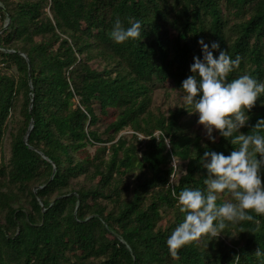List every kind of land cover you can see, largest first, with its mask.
<instances>
[{
	"label": "trees",
	"instance_id": "1",
	"mask_svg": "<svg viewBox=\"0 0 264 264\" xmlns=\"http://www.w3.org/2000/svg\"><path fill=\"white\" fill-rule=\"evenodd\" d=\"M117 17L140 20V40L116 43ZM201 38L241 57L229 82H264V0H0V264H264L255 213L177 257L166 244L180 191L206 189L203 153L239 147L168 101ZM247 114L251 134L264 94Z\"/></svg>",
	"mask_w": 264,
	"mask_h": 264
},
{
	"label": "clouds",
	"instance_id": "2",
	"mask_svg": "<svg viewBox=\"0 0 264 264\" xmlns=\"http://www.w3.org/2000/svg\"><path fill=\"white\" fill-rule=\"evenodd\" d=\"M129 23L130 26L125 28L120 18H116L109 33L116 43L140 40L142 22L137 19ZM198 44L202 58L193 56L192 75L187 76L180 87L182 102L194 108L191 112L198 113V123L206 129L209 140L215 142L212 133L217 130L220 136L239 147L228 155L205 151L200 162L207 171L206 189L185 187L180 191L178 203L185 216L166 240L174 257L178 256L179 249L202 237L217 238L229 223L252 221L258 225L251 213L264 215V135L261 134L264 118L251 126V134L240 131L248 126L250 116L247 113L264 94V82L250 74L229 82V74L241 63L239 54L233 59L220 48L219 41L205 43L201 38ZM214 50H218V56L213 55ZM225 191L233 200L218 205V194ZM258 230L257 226L253 233ZM255 256L264 258V252L257 248Z\"/></svg>",
	"mask_w": 264,
	"mask_h": 264
},
{
	"label": "rangeland",
	"instance_id": "3",
	"mask_svg": "<svg viewBox=\"0 0 264 264\" xmlns=\"http://www.w3.org/2000/svg\"><path fill=\"white\" fill-rule=\"evenodd\" d=\"M159 96H161V92H158L157 93ZM169 103L170 104H174L176 101L177 102H179V103H182V99H181V96L180 95H178V93H176V92H171L170 93V98H169ZM197 126H199V125H201V124H199L198 122H197V124H196ZM13 126H14V120H11V119H9L8 120V129H7V131L5 132V135H4V142H3V148H4V150H5V152H6V154H7V143H6V137H7V135H8V132L13 128ZM200 132L202 133V135L205 137V138H208V136L206 135V129L204 128V126L203 125H201V130H200ZM131 134L132 132L130 131V130H123L120 134ZM212 135H213V133H212ZM141 140L144 142V140L141 138ZM90 150L91 151H93L94 150V148L93 147H91L90 148Z\"/></svg>",
	"mask_w": 264,
	"mask_h": 264
},
{
	"label": "built area",
	"instance_id": "4",
	"mask_svg": "<svg viewBox=\"0 0 264 264\" xmlns=\"http://www.w3.org/2000/svg\"><path fill=\"white\" fill-rule=\"evenodd\" d=\"M138 138L140 140H141V138H143L144 141L146 140V137L141 135V134H138ZM171 165L174 167V170H176V161L175 160H172ZM173 175H174V171L172 173V178H173Z\"/></svg>",
	"mask_w": 264,
	"mask_h": 264
}]
</instances>
